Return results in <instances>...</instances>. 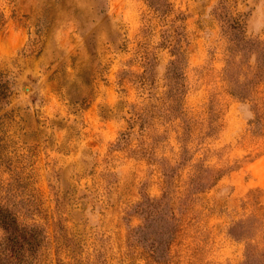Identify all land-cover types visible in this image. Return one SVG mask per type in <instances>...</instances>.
<instances>
[{
    "label": "rangeland",
    "instance_id": "374dc122",
    "mask_svg": "<svg viewBox=\"0 0 264 264\" xmlns=\"http://www.w3.org/2000/svg\"><path fill=\"white\" fill-rule=\"evenodd\" d=\"M0 207L9 264H245L264 0H0Z\"/></svg>",
    "mask_w": 264,
    "mask_h": 264
},
{
    "label": "trees",
    "instance_id": "16d2710c",
    "mask_svg": "<svg viewBox=\"0 0 264 264\" xmlns=\"http://www.w3.org/2000/svg\"><path fill=\"white\" fill-rule=\"evenodd\" d=\"M206 171L212 173L210 169H202L192 178V181L202 182L203 174H207ZM217 177V174L215 176L214 173L210 176L211 181H213L210 185L215 183ZM232 228L235 233L248 234V238L251 240H254L255 237L264 239V213H261L260 210L258 213L254 212L246 220L235 222ZM0 230V264H9L6 260L9 261L12 257L16 258L17 249L31 247V245H37L39 242L35 227L21 225L15 215L2 207H0ZM172 238L173 233H171L170 238H166V243ZM247 250L245 264H264V244L260 245L251 241Z\"/></svg>",
    "mask_w": 264,
    "mask_h": 264
}]
</instances>
